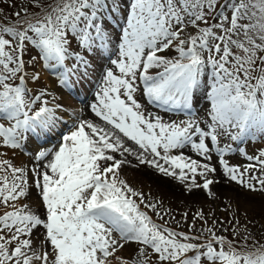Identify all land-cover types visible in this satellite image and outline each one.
Wrapping results in <instances>:
<instances>
[{
    "label": "snow or ice",
    "instance_id": "1",
    "mask_svg": "<svg viewBox=\"0 0 264 264\" xmlns=\"http://www.w3.org/2000/svg\"><path fill=\"white\" fill-rule=\"evenodd\" d=\"M13 15L0 23V264H264L255 221L178 220L125 176L147 167L215 199L216 155L264 196V150L226 159L264 138V0H26ZM37 64L61 91L91 87L87 113L39 86Z\"/></svg>",
    "mask_w": 264,
    "mask_h": 264
},
{
    "label": "rangeland",
    "instance_id": "2",
    "mask_svg": "<svg viewBox=\"0 0 264 264\" xmlns=\"http://www.w3.org/2000/svg\"><path fill=\"white\" fill-rule=\"evenodd\" d=\"M25 4H26V0H3V2L0 3V23H5V24L13 23L16 19L13 13L20 10L22 6H25ZM35 54H36L35 51H32L30 53V55H35ZM40 69H41L40 64H37L36 70L40 71ZM41 70H44L47 73L46 76L48 78V81L52 83L51 79L55 75L50 74V70L47 71L46 69H41ZM39 86H47L48 88L50 87L54 88L55 85L49 86L47 84V81L44 80L43 76H41V81L39 82ZM89 88L90 89H88L87 92H85L83 89L85 95L80 100L78 99L79 97L78 94H81L82 89H78L76 91L71 92L69 96H71L72 102L70 100H67L65 103V101L62 99H60V102L62 101L65 107L69 111H71L73 108H75L76 110L84 109L85 99H87L88 101L92 99V90L91 87ZM50 89L52 90L53 95H55L53 89L52 88ZM76 94L78 95V97H76ZM76 104L78 107L76 106ZM199 107H200V113L201 115H203V109L206 107V105L201 103ZM169 115L175 118L177 115H183V114L170 113ZM64 118L66 120L68 119L66 114ZM51 143H55V138L50 143L45 144V147H50ZM223 143H231V142L224 139L222 140V144ZM233 147L236 148V145H233ZM240 148L244 149L248 155H258V153L261 150H264V138L257 137L255 139H249L244 143L239 144V147L236 149V151L229 153V155L226 157L230 165L243 166L248 163H251L246 159L244 155L240 153L239 151ZM26 151L27 153H31L33 151V145H29ZM16 155L17 156L20 155L22 157V163L20 164L21 166L28 165L27 161H30L29 160L31 159L30 155L26 154L25 151H17L14 158H17ZM188 156L191 155L188 154ZM191 157L199 159V157H194V156ZM212 164L217 169L214 179L218 181V183L213 184V186L217 185V189H221V191L218 192V194L216 195L215 199L200 198V199L190 200L187 198H183L177 200L174 198V194H172L173 192L167 194L162 193V191L156 188L155 185L146 182L143 179L141 180L140 177L131 176L130 174H125V176L129 180V182L132 183L134 187H136L146 195V198L162 201L164 208L170 209L171 213L174 214L178 220L181 219L182 213L187 211L189 213L188 219L189 221H191L193 218V214L197 210H203L206 213V215L209 218V223H211L212 218H217L218 220L225 221L223 227L229 229L232 227V224H229L228 221H233V223H235V221L238 220L239 226L242 229L243 226L248 222V220H252L256 222V226L252 227L251 224H248V227L252 230L255 239L257 241L264 243V228H261V225L264 224V196H261L259 194L248 193L243 188L238 186L235 182H231V183L237 185L236 189H230L227 186L229 180L224 176L221 165L217 163L216 155H213L212 157ZM197 179L200 180L199 177ZM180 186L183 188V185L180 184ZM218 186H222L224 187V189L218 188ZM233 191L235 192L242 191L244 193L243 194L237 193L238 195L236 196L234 195L235 192ZM31 193L33 196L32 199L34 198V200L31 202L30 200H27V202L29 201L28 203H31L33 208L42 214L44 209H42V207H38L39 197L37 195L36 189L33 188L31 190ZM36 199L38 200L36 201ZM233 214H235V218H233ZM197 223L199 224V222ZM172 226L176 227L174 223L172 224ZM181 230L187 231V227H184ZM223 234L229 237L231 235L230 232H224ZM131 252H132V248L129 247L125 255H128Z\"/></svg>",
    "mask_w": 264,
    "mask_h": 264
},
{
    "label": "bare ground",
    "instance_id": "3",
    "mask_svg": "<svg viewBox=\"0 0 264 264\" xmlns=\"http://www.w3.org/2000/svg\"><path fill=\"white\" fill-rule=\"evenodd\" d=\"M48 69H46L47 71ZM41 73H42V76L44 78V80L47 81V84L49 86H52V85H55L54 88L53 87H50L53 89L54 91V94L58 97H60V99L64 100L65 103L67 100H70L71 101V96H69V92L65 89L63 91H61V87L60 85L57 83V78L56 76L52 77V83L50 81H48V78H47V73L44 71V70H41ZM90 89V88H88ZM83 90V89H82ZM82 95H85V92L81 93V96ZM62 97V98H61ZM88 97V96H87ZM91 97V96H90ZM85 98V97H84ZM82 99V98H81ZM91 100V99H90ZM62 102V101H61ZM72 102V101H71ZM63 103V102H62ZM70 103V102H69ZM203 103V102H202ZM75 106V105H74ZM77 106V104H76ZM84 111L87 113V108H86V105H84ZM78 107V106H77ZM88 115H91L90 113H88ZM50 146V145H49ZM184 153L186 155H191V156H195V154L188 148H185L184 150ZM188 153V154H187ZM8 156L11 157L14 161V163L17 165V166H21L20 164L22 163V157L20 155H16L17 158H14L15 155L13 156V154L11 152L8 153ZM30 161H27L28 162V165L29 167H32L33 166V161H31V159H29ZM24 161V160H23ZM212 162V161H211ZM125 174H130L131 176H136V177H140L141 180L143 179L144 181L146 182H149V183H152L153 185H155L156 188H158L160 191H162V193H172L174 194V198L179 200V199H183V198H187V199H190V200H195V199H206V198H209L205 191L202 189H194L193 191L191 192H188L186 190V188L183 186V188L180 186L179 182L172 179V178H166V177H163L162 175L156 173L154 170L150 169V168H147V167H142L141 169H132V168H126L125 169ZM223 177V176H222ZM229 183H227V186L230 188V189H236V186L237 185H234L233 183H231V181H228ZM212 188V191L214 193H216V195L218 194V192L221 191V189H217V185H212L211 186ZM218 188H223L222 186H218ZM37 191V190H36ZM33 192V191H32ZM235 192V191H233ZM237 193H244L242 191H239V192H235L234 195H238ZM170 195V194H168ZM32 193L30 195V197L28 198V200L33 201L34 198L32 199ZM211 199V198H210ZM38 199H36L37 201ZM27 202V201H25ZM29 202V201H28ZM36 205V204H35ZM35 207V206H34ZM43 209V208H42Z\"/></svg>",
    "mask_w": 264,
    "mask_h": 264
}]
</instances>
